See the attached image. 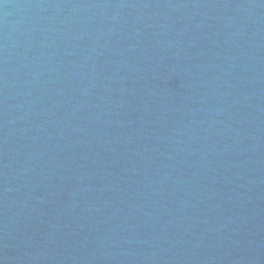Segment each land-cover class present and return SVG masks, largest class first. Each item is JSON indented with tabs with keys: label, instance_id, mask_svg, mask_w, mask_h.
Here are the masks:
<instances>
[{
	"label": "water",
	"instance_id": "obj_1",
	"mask_svg": "<svg viewBox=\"0 0 264 264\" xmlns=\"http://www.w3.org/2000/svg\"><path fill=\"white\" fill-rule=\"evenodd\" d=\"M0 264H264V0H0Z\"/></svg>",
	"mask_w": 264,
	"mask_h": 264
}]
</instances>
